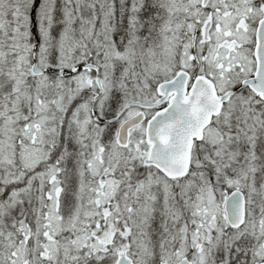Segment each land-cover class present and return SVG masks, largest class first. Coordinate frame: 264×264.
Instances as JSON below:
<instances>
[{
  "label": "snow or ice",
  "instance_id": "6c2138e0",
  "mask_svg": "<svg viewBox=\"0 0 264 264\" xmlns=\"http://www.w3.org/2000/svg\"><path fill=\"white\" fill-rule=\"evenodd\" d=\"M0 264H264V0H0Z\"/></svg>",
  "mask_w": 264,
  "mask_h": 264
}]
</instances>
